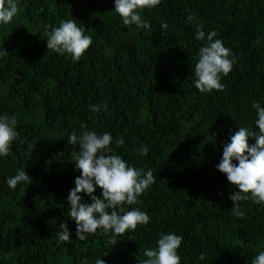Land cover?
Returning a JSON list of instances; mask_svg holds the SVG:
<instances>
[{"label": "trees", "instance_id": "obj_1", "mask_svg": "<svg viewBox=\"0 0 264 264\" xmlns=\"http://www.w3.org/2000/svg\"><path fill=\"white\" fill-rule=\"evenodd\" d=\"M15 2L18 15L0 25V50L8 51L0 56V116H15L18 133L0 156V264H139L162 233L183 237L180 264H251L264 251V205L239 202L246 215L236 217L229 197L239 189L216 165L239 127L258 132L252 105L264 107V0H161L140 11L148 28L125 26L115 0ZM69 19L93 41L78 62L47 50L52 28ZM211 32L234 63L223 91L201 93L194 68ZM85 131L110 133L112 154L153 172L141 203L125 206L144 211L147 225L76 237L67 197L81 175L72 161L80 149L68 139ZM18 170L32 182L12 189L6 180ZM61 223L68 242L57 235Z\"/></svg>", "mask_w": 264, "mask_h": 264}, {"label": "clouds", "instance_id": "obj_2", "mask_svg": "<svg viewBox=\"0 0 264 264\" xmlns=\"http://www.w3.org/2000/svg\"><path fill=\"white\" fill-rule=\"evenodd\" d=\"M161 0H115V12L122 18L125 26L135 24L140 28H148L149 24L141 20L140 11L155 8ZM18 5L15 0H0V25H8L18 15ZM192 21L193 17H188ZM162 29H167L168 24L163 23ZM84 28L77 26L75 20H62L59 26L52 28L46 40L47 50L64 55L67 54L74 62H78L92 45V37L84 34ZM216 35L211 32L207 36L210 42L199 49V59L195 64V87L201 93H210L213 90L223 91L222 76H227L233 67L234 60L231 49L225 47L220 39L213 40ZM196 38L203 41L205 32L201 27L196 30ZM7 50H0V56L7 55ZM103 107L106 109L107 105ZM256 109L255 121L257 131L250 127H239L231 136L230 143L223 146V153L217 169L224 173L230 185L238 188L230 194L234 202L233 214L243 218L246 214L239 208V202L251 199L257 204L264 205V107L259 103L252 105ZM93 111H100V106L93 105ZM17 121L15 116H0V156H8L12 143L17 140L15 130ZM249 138H254L255 143L249 144ZM113 137L110 133L98 135L94 131H85L79 137L71 133L68 144L79 145V152L72 153L75 169L81 173L75 178V187L70 190L67 200L70 204L69 216L76 222V237L85 239V234H95L98 229L103 233L112 231L115 235H124L127 231H134L139 225H147L150 217L139 208L126 210V205L141 203L140 197L155 183L151 170L145 172L144 168L129 166L117 154H112ZM122 146L121 137L116 141ZM33 150V145L28 144V151ZM149 149L142 146L140 155H147ZM233 161H238L234 163ZM32 182V177L24 170L6 180L8 186L16 189L18 184ZM102 189L100 197L94 195L96 188ZM78 193H85L90 197L91 203L81 202ZM111 210V211H109ZM57 233L64 242L70 240V230L67 223L59 225ZM183 242V237L175 233H162L158 240V247L149 248L144 252L146 259L139 264H180L181 257L178 249ZM117 243L115 239L111 241ZM200 260L205 259L201 253ZM96 264H106L103 259H97ZM251 264H264V251L253 258Z\"/></svg>", "mask_w": 264, "mask_h": 264}]
</instances>
